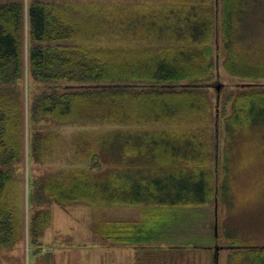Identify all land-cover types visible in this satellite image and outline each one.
<instances>
[{
    "label": "trees",
    "instance_id": "1",
    "mask_svg": "<svg viewBox=\"0 0 264 264\" xmlns=\"http://www.w3.org/2000/svg\"><path fill=\"white\" fill-rule=\"evenodd\" d=\"M122 1L0 0V250L18 251L24 233V75L27 93L38 89L27 102L32 124L116 123L129 132L111 130L96 138L104 168L95 160L89 168L28 176L27 206L34 210L27 218V264H37L40 237L52 221L51 208H40L44 203L150 205L179 199L183 206H203L213 200L215 172L207 167L213 109L202 82L213 70L216 39L224 72L255 81L229 97V114L223 115L219 192L229 211L225 200L239 170L235 160L247 149L264 151V84H258L264 81V0ZM30 142L29 164L49 155V134L34 130ZM76 144L74 156L82 161L86 148L79 146H88L83 140ZM161 160L178 161L181 170L161 179L153 169ZM99 224L95 232L104 240L148 239L135 236L145 226ZM222 228L227 244L221 247L257 263L264 259V243L254 236L264 225Z\"/></svg>",
    "mask_w": 264,
    "mask_h": 264
},
{
    "label": "rangeland",
    "instance_id": "2",
    "mask_svg": "<svg viewBox=\"0 0 264 264\" xmlns=\"http://www.w3.org/2000/svg\"><path fill=\"white\" fill-rule=\"evenodd\" d=\"M24 1L26 4L28 0ZM122 2V0H114L116 4ZM26 34L27 25L25 19L23 23L24 63L26 62L28 50ZM220 44L218 39L213 42V47L215 48V53L212 58L214 64L213 70L211 71L209 79L202 82V87L207 90L208 97L212 104L213 115L208 127L211 129L212 144L215 154L217 153L216 156L219 159V176L214 186L215 198L212 203L207 206L194 209H182L179 211V218H181L182 221H180L181 223L178 225V230L181 228L182 224H184L186 229L193 231V236H190L189 239L179 238L181 240L179 243L184 244L180 246H182V250H185V263L195 258L198 264H215L214 253L216 247L217 264H264V259H261V261L257 263L254 259L248 257L247 254L234 255L235 252L232 251V249L221 247L227 244L226 239L222 235L223 225L228 226L230 223L233 225L239 223L242 229H245V226H254L258 224V222L264 225V151L252 154L249 153V149H247L235 160L239 170L233 172L231 177V187L233 191L225 200L227 205L232 206L229 211L227 206L221 202L222 199L219 192L224 177V173L221 171V164L223 166L221 160L224 159L222 154L223 139L225 136L222 127L223 115L229 114L230 102L227 101L229 97L237 93L238 90L245 88L244 86L255 81H241L230 77L224 72L222 68L224 52ZM26 79L27 77L24 75L22 81L24 148L21 162L23 177L22 193L24 199V233L18 251L0 250V264H27L28 262L27 218L34 210L33 206L30 208L27 206L28 176H30V179L36 178L61 167L89 168L92 164H95V160L99 163L101 168H104L103 157L99 154L98 140H96V138L111 130H121L120 136L129 134V132L123 130L126 126L116 123H95L86 121L81 123L59 124L47 120L32 124L27 120V102L28 100L30 102V100L35 97L38 89L36 88L33 92L28 94ZM61 83L65 82L62 81ZM258 84H264V81ZM73 88L75 87L62 88L60 92L68 91ZM30 129L32 130L30 131ZM34 130L41 132V134H49L51 136V151L49 155L39 163L29 164L28 157H30L32 152L29 148L31 144L30 134L33 133ZM150 134L154 135L153 133ZM81 140L86 141V145L88 146H79V148H86L85 156L82 161L77 160L74 156L75 148L78 149L76 143ZM96 154L100 155V158H98ZM93 155L97 157V159H94ZM237 203H240L243 208L236 209L235 206ZM42 207L51 208L53 216L49 226L44 229L46 230V240L44 241V248H46V250L41 256V258L45 256L44 262L41 264H112L111 261L107 260L101 262L100 258L98 259V257L101 256L105 258L114 257L116 264L143 263L138 260V258L143 260L140 250H129L133 248L130 245L111 244V241L110 243L100 239L95 235L93 226L96 222V224H98L99 222L105 223L106 221L120 219H140L153 213V210L150 209L151 207L139 206L140 208H138L112 205L87 206L83 204L61 207L52 202L40 205V208ZM172 212H174V209H168V211L163 214V221L165 220L164 215L172 214ZM185 219H187V222ZM193 226H195L194 229H192ZM215 226L217 235L216 242L212 235V233L215 232ZM232 228L233 227H228V229ZM255 233L254 236L256 240H259L260 243H264V230H257ZM216 245L220 246V248H217ZM141 249L143 251L146 250V248ZM91 258L95 259L92 260Z\"/></svg>",
    "mask_w": 264,
    "mask_h": 264
},
{
    "label": "crops",
    "instance_id": "3",
    "mask_svg": "<svg viewBox=\"0 0 264 264\" xmlns=\"http://www.w3.org/2000/svg\"><path fill=\"white\" fill-rule=\"evenodd\" d=\"M145 128L147 127L145 126ZM222 154H223V151H222ZM216 155L217 153L215 154V150L213 147L211 154H210L209 161L207 162V167H209L211 171L215 172L214 186H215L216 179H218V176H219L218 174L219 159ZM161 161L163 162H161L160 164H156L159 166L153 167L155 174L159 175L161 179H164L166 174L173 175L174 172L177 173L181 170V166L178 164V161H174V160H168V161L161 160ZM221 163H223V159L221 160ZM222 169H223V166L221 164V171L223 172ZM130 170H133L132 167L130 168ZM149 172H152V170H149ZM178 200L179 199L175 201L166 200L163 202H156L155 204H150V205H146V204L112 205V206H131V207H138V208H140L139 206L151 207L150 209L153 210V213L146 217L140 218V219L112 220V222H127L131 225V228L133 226H137V227L145 226L146 227L145 232L143 234L136 233L135 236L141 235L148 239L146 240L144 239L142 241L139 240L136 242H124V243L122 242H112L111 243L108 240L106 241L110 242L111 244L130 245L133 248L129 250H135V249L140 250L143 260L139 258L138 260L141 261V263L143 262L142 264H198L195 258H192L189 262L185 263V260H184L185 250L184 249L182 250L181 249L182 246H180L184 244L179 243V242L181 241L180 239H183V238L189 239L190 236H193V231L186 229V226L184 224H182L181 228L178 230L179 228L178 225L181 223L180 221H182L181 218H179L180 217L179 211L182 209H194L197 207L207 206L210 203H212L213 200L209 204L203 205V206H183L182 204H184V202L178 201ZM76 204H83V203H76ZM76 204H72V205H76ZM83 205H86V204H83ZM94 205H102V204H94ZM87 206H93V205H87ZM168 209H174V212H172V214L164 215L165 220L163 221V214L166 213ZM185 220L187 222V219ZM96 223L94 224L93 229H94L95 235L97 236L95 232V227L97 226ZM194 227L195 226H193L192 229H194ZM45 233H46V230H44L43 234L40 237V241L42 243V253L40 254L41 256L43 252L46 250V248H44V241L46 240ZM214 235L216 236V226H215ZM175 240H177L178 242ZM185 244H188V243H185ZM141 248H146V250L143 251ZM216 250L217 249L215 247V253H214V263L215 264H217V257H215L217 254ZM41 256L38 258V264H41L42 262H44L45 256L43 258H41ZM99 258L101 262H103L104 260H107V261H111L112 264H116L114 257L105 258L101 256V257H98V259ZM91 259L93 260L95 258H91Z\"/></svg>",
    "mask_w": 264,
    "mask_h": 264
}]
</instances>
